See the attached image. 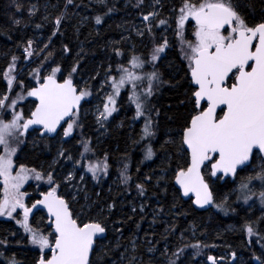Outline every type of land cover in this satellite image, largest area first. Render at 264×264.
<instances>
[{
  "label": "snow or ice",
  "instance_id": "obj_1",
  "mask_svg": "<svg viewBox=\"0 0 264 264\" xmlns=\"http://www.w3.org/2000/svg\"><path fill=\"white\" fill-rule=\"evenodd\" d=\"M99 2L106 4L107 0ZM69 6H75V0H66L65 9ZM135 7L150 8L146 14L142 13V20L148 23L144 29H137L136 34H151L154 25L162 30L171 28L180 55L187 64L185 75L191 109L178 131L180 153L186 163L173 170L175 184L179 185L177 191L182 190L185 197L194 194L193 203L199 208L211 205L227 213L228 198L225 196L217 203L209 180L235 179L238 172H247L233 189L236 200L248 204L256 198L264 206V20L250 23L240 10L239 0H181L178 7L171 9V16L161 15L162 0H148L147 5L145 0H136ZM114 10V7H107L103 15L107 16ZM36 11L32 6L29 14ZM65 18V13L55 18L57 31ZM189 21H194L191 39L186 36ZM103 22L101 15L95 16L97 25ZM119 43L113 42V52L114 56L123 59L114 65L110 63L104 73L100 91L103 92L105 86L110 91L105 92L95 106V121L101 128L105 127L118 110L117 99L125 91L129 103L135 107L133 119H143L139 140L134 142H146L144 160H152L156 153L151 141L157 134L156 117L160 113L151 101L165 83L157 64L170 44L167 36H161L150 55L140 56L134 51L126 55L116 46ZM32 44V40L26 41L21 52L23 57H33L35 50ZM63 51H69L66 45ZM18 59L13 55L6 68L0 71V79L6 81L5 90L0 92V217L14 220L26 234L28 242L39 250L35 264H96L91 258L102 250L100 242L106 239L108 225L101 219L74 214L70 201H76L80 189L70 194V200L66 199L64 194L58 193L61 185L57 180H63L67 187L76 179L77 168H83L99 182L108 174L107 154L102 161L97 158L93 162L89 154L94 156L95 153L90 140L82 142L83 151L75 159L61 146L54 163L67 160L72 164V170L63 177H54L51 168L45 172L17 163L21 145L33 133L40 141L71 137L82 126L79 123L81 102L87 103L86 98L93 93L87 87L78 89L74 84L73 74L77 66L68 71L59 64L54 67L49 64L47 74L42 77L40 68L35 69L33 80L36 85L24 89L23 81L17 80ZM14 88L20 91L14 92ZM28 97H34L38 103H34L26 114L22 102ZM166 143L175 144L176 141L170 138ZM129 167L124 163L120 170V179L125 185L132 179ZM79 179L83 181L84 177ZM151 179V176L145 177L146 181ZM29 181L37 183L29 185ZM41 183L48 187L39 190L35 197L25 188L29 185L40 189ZM135 188L140 196L147 192L144 183H137ZM84 198L87 199L86 196ZM114 207V204L108 205V211ZM42 209L47 210V226L51 229L47 232L38 223L34 224L35 214ZM256 223L252 221L243 225L249 243L254 236L264 239L254 227ZM15 235L0 236L3 264H21L14 255L5 256L10 246L9 237ZM130 243L135 250V240ZM117 247H120L119 242ZM204 247L208 245L200 241L183 243L181 234V245L172 253L175 259H169V264H176L186 248L194 249V254L199 255ZM230 255L236 259L235 252ZM262 257L264 250L261 256L255 257L257 264H264ZM134 260L133 256L128 264H133ZM223 260L224 257L207 256L210 264H221Z\"/></svg>",
  "mask_w": 264,
  "mask_h": 264
},
{
  "label": "trees",
  "instance_id": "obj_2",
  "mask_svg": "<svg viewBox=\"0 0 264 264\" xmlns=\"http://www.w3.org/2000/svg\"><path fill=\"white\" fill-rule=\"evenodd\" d=\"M239 2L240 10L250 23L264 20V0ZM180 3L181 0H162V7L159 9L161 15L171 16V9L178 7ZM65 4L66 0H0V71L6 68L13 55L17 56V80L23 81L24 88L28 89L32 86L30 81L37 68H40L42 77L44 68L49 64L53 67L59 64L68 71L77 66V71L73 74L76 86L80 88L82 82L90 77L91 80L86 81L83 87L91 90L97 82L98 74L104 75L110 63L114 65L117 60L123 59L114 56L113 42L119 41L116 46L126 55L134 51L136 55L147 56L159 43L161 36H167L170 48L157 64L165 83L151 101L160 113L156 117L157 134L151 141L156 155L152 160H144L146 142H134L139 140L143 125L133 119L134 106L129 103L126 92L123 91L118 101L117 113L106 123L104 131L99 130L93 117L80 116L79 123L82 126L71 137L40 141L32 134L21 145L17 163L43 169L45 172L51 168L56 177L63 163V174L69 171L71 165L70 161L63 160L54 163L61 146L75 159L83 151L82 142L90 140L95 153L94 156L89 154L93 162L97 158L102 161L107 154L108 174L102 176L99 182L92 178L91 173L77 168V177L83 172L87 173L84 182L89 198L79 202L70 201L74 214L101 219L108 225L106 239L100 242L102 250H98L91 258L96 264H128L133 256V264H169V259H175L172 253L181 245V234L183 243L200 241L208 247L202 248L199 255L194 254V249L186 248L176 264H210L207 261L208 255L224 257L221 264H257L255 257L262 255L264 239L254 236L249 243L243 225L246 222H257L254 227L264 236V206L256 198L244 204L237 201L233 193L240 178L247 172H238L233 180H209L217 203L225 196L228 198L227 213L214 206L210 209L198 208L192 198L183 199L175 187L173 170L186 163L180 153L178 131L189 116L191 105L187 97V64L180 55L172 29L162 30L154 25L151 34L145 32L143 36H138L137 29H144L148 23L142 20V13L146 14L150 8L135 7L136 0H107L106 4L75 0V6L67 9ZM145 4H148V0H145ZM32 6L37 11L30 15ZM107 7H114L115 10L104 16ZM61 13H65L66 18L57 31L54 20ZM96 15L102 16L104 22L101 25L95 23ZM190 29L186 34L189 37ZM27 40L33 41L32 48L35 50L31 59L21 55ZM45 45L48 47L45 48ZM65 45L69 49L67 52L63 51ZM49 52L52 53L51 56L48 55ZM58 78L60 79L59 74ZM5 85L6 81L0 79V92L5 90ZM33 105L29 100L22 103V107L26 109L28 106L32 109ZM87 105L88 102H85L81 111ZM170 138L176 143H166ZM124 163L130 165L129 175L132 179L128 185L120 179ZM146 176H151L152 179L146 181ZM57 182L61 185L58 193L70 200L65 184L59 179ZM137 183L145 184L147 192L144 196L138 194L135 188ZM32 188L28 187L29 190ZM36 195L37 192L31 196ZM110 204L115 205L111 212L108 211ZM35 223L46 232L50 229L43 212L36 213ZM9 233L16 235L9 237L10 246L5 256L14 255L21 264H35L39 250L28 242L26 234L14 220L0 218V236ZM132 240H135V250L130 243ZM117 242L120 247H117ZM232 252L236 253L235 260L231 258ZM0 264H3L2 259Z\"/></svg>",
  "mask_w": 264,
  "mask_h": 264
},
{
  "label": "rangeland",
  "instance_id": "obj_3",
  "mask_svg": "<svg viewBox=\"0 0 264 264\" xmlns=\"http://www.w3.org/2000/svg\"><path fill=\"white\" fill-rule=\"evenodd\" d=\"M93 3H99V0H91ZM194 26V21H189V29L190 28H192ZM191 30V29H190ZM188 32H186V34H187ZM190 33H191V31H190ZM187 36V35H186ZM189 39H191L192 38V36L191 37H189V36H187ZM179 46V45H178ZM165 54V53H164ZM164 54H162V56L164 55ZM186 62V61H185ZM47 69H48V66L47 67H45L44 68V75H46L47 74ZM103 76L104 75H99L98 74V78H97V82L95 83V84H93V86H92V88H91V91H92V93H93V95L91 96V97H88L87 98V100H88V105L86 106V108H84L82 111H81V114H80V116H82V118L83 117H87V116H91V117H93V119L95 120V117H94V113H95V106L97 105V104H99L100 103V101H101V98L103 97V95H104V93L105 92H109L110 91V89H108L106 86L104 87V90H103V92H101L100 91V87H101V85L103 84ZM87 79V78H86ZM84 80L83 82H82V86H80V88H84L83 87V85L86 83V81H88V80H91V78L89 77L87 80ZM93 79H95V77L93 78ZM30 84L32 85V86H34V85H36V81L35 80H31L30 81ZM79 88V89H80ZM25 89V88H24ZM13 91H16V92H19L20 91V89H18V88H14L13 89ZM123 92V91H122ZM121 92V93H122ZM121 96V95H120ZM29 99V97L26 99V100H28ZM119 99H120V97L117 99V107H118V101H119ZM26 100H24L22 103H24ZM134 106V105H133ZM24 109V111H25V113H26V111L27 110H29L30 109V106H28L27 107V109L26 108H23ZM118 109V108H117ZM134 109H135V107H134ZM117 113V111L116 112H114L113 113V115H112V117L115 115ZM112 117H110L109 118V120L106 122V123H108L110 120H111V118ZM139 123H141L142 125H143V119L141 118V119H136ZM97 124V123H96ZM97 126H98V128H99V130H102V131H104V127L103 128H101L98 124H97ZM63 161H67V160H63ZM64 164L65 163H63V165L59 168V170H58V172H57V176L56 177H63L62 175H66L68 172H70L71 170H72V164L70 165V167H69V171L67 172V173H65V174H63V167H64ZM86 172H83V173H81V175L80 176H83L84 177V180L83 181H80V179H79V177H77V170H76V179L75 180H73L72 181V183L71 184H68V186H67V190H68V192L70 193V194H72L74 191H75V189H80V191L76 194V201L75 202H79L80 200H83V201H85L86 199L84 198L85 196L87 197V198H89V194H88V192H86V184H85V177H86ZM61 182H62V184H65V182L63 181V180H61ZM37 182H35V181H29V185H35ZM29 185H26L25 186V188L28 190V192L30 193V195H32L33 193H36V192H38L40 189H36L35 187H33L32 189H28V187H29ZM73 186H75V188L73 187ZM46 188L47 189V185L46 184H43V183H41V188ZM32 191V192H31ZM35 191V192H34ZM0 192H1V194H2V185H0ZM0 218H4V219H8V218H5V217H0ZM51 229H49L48 231H50Z\"/></svg>",
  "mask_w": 264,
  "mask_h": 264
},
{
  "label": "water",
  "instance_id": "obj_4",
  "mask_svg": "<svg viewBox=\"0 0 264 264\" xmlns=\"http://www.w3.org/2000/svg\"><path fill=\"white\" fill-rule=\"evenodd\" d=\"M58 79H59V78H58ZM73 82H74V80H73ZM74 84H75V82H74ZM77 88H78V87H77ZM30 100L34 101L35 103H38V101H36L34 97H30ZM84 103H85V102L82 101V102H81V105L83 106ZM82 106H81V107H82ZM30 131H31V130H30ZM226 179L233 180V178H231V177H224L223 179H221V181H225ZM213 180H215V178H213ZM174 183H175V181H174ZM175 187H176L177 189H179V185H176V184H175ZM180 193H181V196H182L183 199L192 198L193 201L195 200V196H194V194H190V196L185 197V196L182 195V190L180 191ZM195 206H197V205H195ZM197 207H198V206H197ZM211 207H212V206L209 205V206H206L205 208H201V209H210ZM198 208H199V207H198ZM39 212H44L45 216L47 217V210H46V209H42V210L39 211ZM106 235H107V233L105 234V236H106Z\"/></svg>",
  "mask_w": 264,
  "mask_h": 264
},
{
  "label": "flooded vegetation",
  "instance_id": "obj_5",
  "mask_svg": "<svg viewBox=\"0 0 264 264\" xmlns=\"http://www.w3.org/2000/svg\"><path fill=\"white\" fill-rule=\"evenodd\" d=\"M30 102H33V103H35L34 101H31L30 99H28ZM34 135H35V133H33ZM46 189V188H45ZM36 215V214H35Z\"/></svg>",
  "mask_w": 264,
  "mask_h": 264
}]
</instances>
